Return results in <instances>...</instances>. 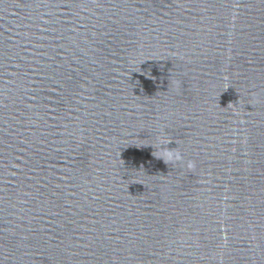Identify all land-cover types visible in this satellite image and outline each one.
I'll list each match as a JSON object with an SVG mask.
<instances>
[{
    "label": "water",
    "instance_id": "1",
    "mask_svg": "<svg viewBox=\"0 0 264 264\" xmlns=\"http://www.w3.org/2000/svg\"><path fill=\"white\" fill-rule=\"evenodd\" d=\"M0 264H264V0H0Z\"/></svg>",
    "mask_w": 264,
    "mask_h": 264
}]
</instances>
